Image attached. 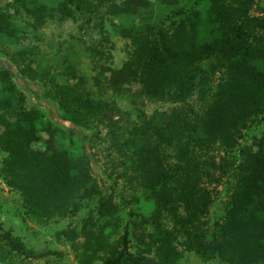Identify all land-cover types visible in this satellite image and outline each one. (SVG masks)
I'll return each mask as SVG.
<instances>
[{"label":"trees","instance_id":"obj_1","mask_svg":"<svg viewBox=\"0 0 264 264\" xmlns=\"http://www.w3.org/2000/svg\"><path fill=\"white\" fill-rule=\"evenodd\" d=\"M156 1L162 10L154 20L147 0H107L105 11L113 16L140 10L139 20L118 28L130 50L109 70L118 81L135 82L140 94L178 107L143 114L138 123L121 121L114 118L118 108L94 99L81 75L59 82L32 47L5 52L15 73L0 65V179L17 192L23 215L38 224L74 216L86 199H95L99 211L110 207L86 154L38 143V131L49 133L50 125L39 108L25 107L17 75L35 80L34 96L55 104L61 119L86 129L102 126L110 169H120L152 204L148 229L135 237L133 250L123 230L100 256L84 247L78 264H179L178 245L201 261L264 264V128L249 144L239 142L244 129L264 120V6L257 0ZM83 8L94 11L96 4L10 0L0 6V38L21 36L15 13L37 30L46 19L63 20ZM217 150L233 154L216 161ZM226 175L231 190L221 219L208 229L204 217ZM56 235L75 249L71 228ZM49 253L59 254L28 248L0 224L2 264H37L33 260Z\"/></svg>","mask_w":264,"mask_h":264},{"label":"rangeland","instance_id":"obj_2","mask_svg":"<svg viewBox=\"0 0 264 264\" xmlns=\"http://www.w3.org/2000/svg\"><path fill=\"white\" fill-rule=\"evenodd\" d=\"M9 1L3 0L0 6ZM47 1L51 5L56 0ZM89 1L95 2L94 11L83 8L81 13L63 20L46 19L37 30L30 26L31 19L28 16L21 12L15 13L12 18L22 34L14 41L0 38V65L8 66L15 73L4 53L32 47L35 49V59L54 70L55 79L59 82H70L71 73L81 75L94 99L107 100L118 108L119 113L114 118L138 123L143 114L176 109L177 103L140 94L135 82L118 81L112 78L109 70L118 68L130 50L128 40L119 35L118 28L139 20L140 10L113 16L105 11L107 0ZM147 1L150 3L147 11L155 20L160 16L161 4L156 0ZM257 3L264 6V0H257ZM252 13L257 14V11L253 9ZM90 47L97 48V51H92ZM13 80L24 95L25 107L39 108L43 113V120L50 125L49 133L38 131V143L47 142L53 148L63 147L73 155L86 154L92 175L102 194L110 198V207L99 211L95 199H86L74 216L38 224L23 215L17 192L9 189L0 179L1 227L9 229L32 250L59 252L58 255L49 253L33 260L37 264H78V254L86 246L95 250L96 256H100L103 254L102 248L112 244L123 230L127 231L130 249L133 250L136 246L135 237L142 230L148 229L147 221L152 204L136 188L124 181L120 169H110L111 151L104 128L98 125L86 129L61 119L60 110L55 104L36 99L33 91H38L39 87L35 80L18 79L17 75ZM263 128L264 120L244 129L239 139L240 144H249L261 135ZM231 154L233 153L221 150L213 153L216 161L228 159ZM1 156L0 152V158ZM230 190V176H222L220 183L215 186L213 200L204 217L208 229L221 219L223 203ZM107 211H110V215L106 214ZM66 226L73 230L75 249L66 237L56 235V232ZM178 249L181 251L179 264H219L215 259L201 261L193 252L186 251L179 245ZM94 263L100 264L98 260Z\"/></svg>","mask_w":264,"mask_h":264}]
</instances>
